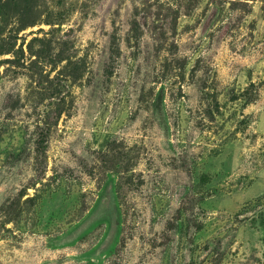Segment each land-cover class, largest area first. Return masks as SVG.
Masks as SVG:
<instances>
[{"label":"rangeland","instance_id":"rangeland-1","mask_svg":"<svg viewBox=\"0 0 264 264\" xmlns=\"http://www.w3.org/2000/svg\"><path fill=\"white\" fill-rule=\"evenodd\" d=\"M34 6L0 18V264H264V0Z\"/></svg>","mask_w":264,"mask_h":264},{"label":"trees","instance_id":"trees-1","mask_svg":"<svg viewBox=\"0 0 264 264\" xmlns=\"http://www.w3.org/2000/svg\"><path fill=\"white\" fill-rule=\"evenodd\" d=\"M37 0H0V18L5 17L7 10L14 11L18 13V23L19 28L18 31L25 30L28 27L35 26L37 22L34 20L35 12V6L34 2ZM34 7V8H33ZM48 24V23H47ZM73 29L70 28L66 32V37H71L73 35ZM16 39L17 36H10L5 42L2 44V48L6 47L5 50L1 52V54H8L14 51V48L16 46ZM20 52V51H19ZM156 111L158 113H162V93L159 94V98L157 100L156 104ZM48 121L52 122L53 120L57 121L59 118V111L58 108L55 107V109H51V111H48L47 115ZM48 130L41 131L39 134V137L34 142V152L36 154V157L38 158L40 165L43 166L44 163V157L46 153V144L48 141ZM19 157H13L12 160H18ZM118 185V184H117ZM118 192L122 190L121 185H118L117 187Z\"/></svg>","mask_w":264,"mask_h":264}]
</instances>
